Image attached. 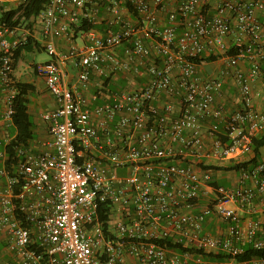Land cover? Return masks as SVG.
Segmentation results:
<instances>
[{
  "label": "built area",
  "instance_id": "built-area-1",
  "mask_svg": "<svg viewBox=\"0 0 264 264\" xmlns=\"http://www.w3.org/2000/svg\"><path fill=\"white\" fill-rule=\"evenodd\" d=\"M25 1L0 0V8ZM90 1L50 0L36 17L51 61L35 72L56 108L42 116L49 139L39 150L32 143L17 148L10 174L0 151V264H11L2 249L17 264H264L237 259L244 243L264 249V231L256 236L261 221L242 228L238 216L255 213L257 200L264 214V163L243 172L236 190L213 189V171L200 167L249 153L251 137L264 133V0H127L135 16L123 0H92L118 28L105 36L81 30L79 45L71 28L94 21L85 9ZM156 10L166 11L165 25ZM14 35L0 24L7 127L16 95L13 56L23 43L9 39ZM61 37L71 41L66 52L52 43ZM124 43L130 47L120 57ZM208 57L214 61L202 60ZM69 59L77 60L74 88L65 81ZM92 74L103 80L89 92ZM119 74L147 80L108 81ZM248 179L254 188L242 187ZM208 218L227 227L205 233ZM160 241L226 258L205 260Z\"/></svg>",
  "mask_w": 264,
  "mask_h": 264
},
{
  "label": "crops",
  "instance_id": "crops-1",
  "mask_svg": "<svg viewBox=\"0 0 264 264\" xmlns=\"http://www.w3.org/2000/svg\"><path fill=\"white\" fill-rule=\"evenodd\" d=\"M176 4L171 5L167 8V11L170 12L175 8ZM16 7V4L13 3H5L1 6L0 11H8L11 9H14ZM86 11H89L93 14H95V19L91 23L93 27L91 30L95 31L100 36H105L109 31H116L118 26L114 22L113 15L105 8L101 6H97L94 1H90L86 4ZM156 13L158 15V23L159 26H163L167 23L166 20V11L161 13L160 11L156 10ZM125 20L128 19V15L126 12H122L121 16ZM121 18V19H122ZM123 20V19H122ZM136 20V19H135ZM81 24L72 26V34H70V37L72 41L74 40L77 44H81V41L79 39V30ZM179 30V29H177ZM15 35L14 38L9 37L10 40L12 39H18L20 41L25 42V39L27 36L30 37V40L32 42V49L29 52H22L20 58L16 62L13 72H12V79L15 83H24L29 84L32 87V90L28 91L27 99H28V106H27V112L29 114L30 120L33 123V136L34 139L32 141V144L37 146V149L39 150V144L41 142H44L45 140H48V134H47V127L45 123L43 122L42 116L43 114L53 111L56 108V103L54 98L51 96V94L47 91L45 87L44 80L37 75L35 72V65L40 63H46L51 61V57H49L48 60L39 61L36 62L31 57L34 56L36 53L44 52V44L46 42V39L43 37L41 32V25L38 19L31 20V27H21L14 30ZM70 40L66 39V37L61 38H54L52 39V43L54 47L61 52H66L70 46ZM145 43L147 45H152V42L150 40H145ZM35 44L38 45V48L35 47ZM130 44L124 43L122 46L118 47L116 49V53L121 57L123 55V52L125 48H129ZM45 53V52H44ZM77 60L75 59H69L66 61L64 66V74H65V81L69 85V87L74 88L75 81H76V74H77V66H76ZM108 81L121 84L123 86H127L129 84H134L135 86L140 85L144 83L147 78L140 74L135 75V78L129 77L127 75H114L111 78H107ZM103 79H100L96 74H92L90 77L91 82V88L89 92H93L96 84L100 83ZM260 85H256L255 89L258 90ZM228 96V93H227ZM230 106H233L229 102ZM2 113H3V102L0 95V143H7L10 134L9 130L11 127H7L5 122L2 119ZM250 154H243L236 158L234 161L231 162V164H237V163H244L250 159ZM236 174L233 172H228V176H222V180L226 183V187L232 190L237 189L234 185L238 182V180L235 179ZM4 182V179L0 177V184ZM246 185H251L250 181L246 182ZM204 200V199H203ZM204 201H202L200 204L203 206ZM254 208H256V212H252L250 210H244L240 211L238 210V216L240 218V224L241 227L244 228L246 223L250 220H256L259 219L262 222V227L264 228V215H262L260 210V201L257 200L254 202ZM224 224L219 222L217 219L208 218L206 219L204 223V232L210 233L212 235H217L222 233V229H224ZM2 258L9 260L11 264H17L12 258L6 254L4 249H2Z\"/></svg>",
  "mask_w": 264,
  "mask_h": 264
},
{
  "label": "trees",
  "instance_id": "trees-1",
  "mask_svg": "<svg viewBox=\"0 0 264 264\" xmlns=\"http://www.w3.org/2000/svg\"><path fill=\"white\" fill-rule=\"evenodd\" d=\"M50 0H26L20 5H17L14 9L8 11H0V24H4L11 30H15L17 28L31 27V20L38 17L46 8ZM124 1V6L127 11L135 16V12L133 11L130 3L127 0ZM93 27L91 24H87V22L83 21L79 27V30H89ZM35 47L38 48V45L35 44ZM32 49V42L30 37L27 36L25 42L21 43L19 47L14 51L13 56V69L20 58L22 52H29ZM39 49V48H38ZM205 63H211L214 61V58L208 57L202 59ZM198 61V60H196ZM200 62V61H198ZM260 87V86H259ZM16 95L13 99V115H12V125L9 130L10 138L7 143H0V151H3L6 160L4 162V166L6 167L8 173L10 174L13 171V167L16 163V150L17 148H26L30 146L32 143L33 136V123L30 120L29 114L27 112L28 99L27 94L28 91L32 90V87L29 84L24 83H15ZM259 90H261L259 88ZM231 92L233 95L235 94V88L231 87ZM229 103V101H228ZM230 105L226 104V108H229ZM209 125V122H205V126ZM222 129V125L220 126ZM251 151L246 154H250V159L244 163L231 164L232 161L220 162L217 166H205L200 165L202 169L213 171L214 177L211 182H209V186L213 189L218 187H226V183L222 180V172H233L238 177V185L241 186L240 179L241 174L243 172H251L258 164L264 163V133L257 134L251 137L250 142ZM264 177V173L261 174ZM250 181L251 185H246V182ZM242 187L254 188L255 184L253 180H245L242 182ZM239 188V187H238ZM237 188V189H238ZM236 190V189H235ZM262 214V213H261ZM264 215V214H262ZM259 220V219H256ZM261 221V220H260ZM224 224V229L227 227L226 222L219 221ZM204 229V225H203ZM224 229H222L224 231ZM204 231V230H203ZM264 231L261 222V230H259L257 237L261 235V232ZM210 234V233H209ZM212 235V234H211ZM218 235V234H217ZM160 243L167 247L174 249L178 252H186L189 251L194 253L195 255H202V258L209 261H220L226 258L223 254H202L197 252L196 250H189L182 248L180 246L172 245L168 241H160ZM243 254L238 256V260H249L252 258H263L264 259V249H254L250 243H244L241 245Z\"/></svg>",
  "mask_w": 264,
  "mask_h": 264
},
{
  "label": "rangeland",
  "instance_id": "rangeland-1",
  "mask_svg": "<svg viewBox=\"0 0 264 264\" xmlns=\"http://www.w3.org/2000/svg\"><path fill=\"white\" fill-rule=\"evenodd\" d=\"M32 59H34V61H36V62H39V61H44V60H48L49 59V57L46 55V53H44V52H41V53H36L34 56H32L31 57ZM210 68H211V66H209ZM263 161H264V159H263ZM222 176H226V178H227V176H228V173L227 172H222ZM235 179L236 180H238V177L237 176H235ZM234 187L236 188H238L239 187V185H238V183L236 182V184L234 185ZM209 196H210V194H207L205 197L206 198H208V200H209Z\"/></svg>",
  "mask_w": 264,
  "mask_h": 264
}]
</instances>
